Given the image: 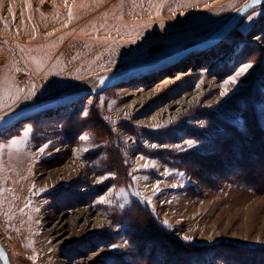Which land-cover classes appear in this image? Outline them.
Listing matches in <instances>:
<instances>
[{"label":"rangeland","instance_id":"obj_1","mask_svg":"<svg viewBox=\"0 0 264 264\" xmlns=\"http://www.w3.org/2000/svg\"><path fill=\"white\" fill-rule=\"evenodd\" d=\"M248 1L0 0L5 25L8 10L14 14L10 30L0 32V115L89 91L90 81L197 45ZM262 12L264 5L255 6L214 48L192 51L162 74L168 67L29 117L0 137L3 187H32L21 215H13L12 202L0 204V239L15 246V264H264V14L256 15ZM245 63L253 68L225 96L205 84L200 100L174 105L201 81L222 84ZM124 88L158 92L122 116L133 99ZM162 109L157 123L141 121ZM28 128L27 140L11 145ZM78 153L85 167L43 188ZM141 156L147 167L137 162ZM141 179L155 185L149 189ZM101 198L107 202L98 204ZM83 207L110 224L77 229L69 242H61L68 232L47 235ZM9 218L26 220L30 229L17 234L28 246L17 241Z\"/></svg>","mask_w":264,"mask_h":264},{"label":"bare ground","instance_id":"obj_2","mask_svg":"<svg viewBox=\"0 0 264 264\" xmlns=\"http://www.w3.org/2000/svg\"><path fill=\"white\" fill-rule=\"evenodd\" d=\"M240 9V8H239ZM238 9V10H239ZM9 12V20H8V24L5 25L4 24V21L3 19L0 17V28H2L3 30H0L1 31H6L8 32L12 26V23L14 22V14L12 11L8 10ZM232 18V17H231ZM230 20V19H229ZM257 37H254L252 41H256ZM259 39V38H257ZM254 44V43H253ZM214 46L216 45H212L211 48H214ZM208 48V47H207ZM244 50V49H243ZM210 52V51H209ZM249 52V51H248ZM226 55V54H224ZM239 56V55H238ZM225 57V56H223ZM243 57V56H242ZM237 58V57H236ZM228 65V64H227ZM168 67V66H167ZM172 67V66H171ZM264 68V67H263ZM170 69V67H168L166 70L164 71H161L160 73H164L166 71H168ZM232 69V68H231ZM262 69V68H261ZM158 71V70H157ZM264 71V70H263ZM167 83V82H166ZM205 84H211L212 87H215V88H218V89H221V84H219L218 82H216V80L213 78V79H209V80H203V83H200L198 85V87L195 89V90H192L191 92H188V94H186V96L182 97L181 99L177 100L174 102V105H177L179 108H181V106L183 105H189V104H192L198 100L201 99V97L203 96V94L206 92V91H203V88H204V85ZM167 85V84H166ZM101 84L99 83V81H90V84L87 86L89 89L91 90H96L98 87H100ZM125 90V93H127L128 95H131L133 96V99L131 102H129L127 104V106L125 107V111L124 113L122 114L123 115H126V116H131L132 113L134 112H137L138 110H140L139 108L144 104L146 103V101L150 100L151 98H153V96H155L154 94L158 91L154 90V89H151L149 91H146V92H143V93H140V94H137L135 91H133L131 88H124ZM263 92V91H262ZM259 93H257L258 95ZM254 96V95H252ZM256 96V95H255ZM261 97V96H260ZM257 99V98H255ZM253 100V99H252ZM249 103V102H248ZM252 103V102H251ZM254 103V102H253ZM252 103V104H253ZM255 105V104H254ZM251 106V104H250ZM124 108V107H123ZM249 108V106L247 107ZM246 108V109H247ZM240 109V108H239ZM242 109V108H241ZM255 109V108H254ZM168 111V108L166 109ZM165 109L159 111L158 114H155L154 116H148L147 118L141 120L142 122L144 121L145 123H157L158 121H160L161 119H163V116L165 114ZM243 110V109H242ZM245 110V109H244ZM250 110V108H249ZM256 110V109H255ZM240 111V110H239ZM258 111V109L256 110ZM245 112V111H244ZM249 112V111H248ZM255 112V111H254ZM11 113H14L11 112ZM47 113V112H46ZM44 112V114H46ZM54 113V112H53ZM56 113V112H55ZM247 113V112H245ZM258 113V112H257ZM241 114V113H240ZM243 114V113H242ZM260 114V112H259ZM258 114V116H259ZM43 115V114H42ZM245 115V114H243ZM251 118V117H250ZM260 118V117H259ZM28 120V119H27ZM248 120V119H246ZM251 120H253L254 122V117L253 119L251 118ZM264 120V119H263ZM258 121V120H257ZM141 122V123H142ZM245 122V121H244ZM124 123V122H123ZM247 123V122H246ZM262 123V122H261ZM244 124V123H243ZM253 124V123H252ZM249 125V124H247ZM250 126V125H249ZM254 126V124H253ZM247 127V126H245ZM259 128V127H258ZM249 130V129H248ZM256 131V130H255ZM259 131V130H257ZM262 131V130H261ZM252 132V131H251ZM243 133V132H242ZM255 133V132H254ZM262 133V132H261ZM246 135V134H244ZM251 135V134H250ZM262 135V134H261ZM239 137V136H238ZM258 137V136H257ZM251 138V137H250ZM254 138V136H253ZM259 138V137H258ZM249 140V139H248ZM258 140V139H257ZM216 141V140H215ZM218 141V140H217ZM261 141V140H260ZM220 143V142H219ZM251 142H249L250 144ZM262 143V141H261ZM213 144V143H212ZM248 144V145H249ZM217 145V144H216ZM261 146V145H260ZM242 147V146H241ZM247 147V146H246ZM251 147V146H250ZM255 147V146H254ZM252 149V148H251ZM241 151V150H240ZM250 151V150H249ZM253 151V150H251ZM257 151V150H256ZM146 153V152H145ZM240 153V152H239ZM255 153V152H254ZM148 154V153H147ZM235 154V153H234ZM253 154V153H252ZM256 155V154H255ZM81 153H78V154H75V157L74 159L72 160V162H70L69 164L66 163V165H64L63 167H61L60 169H58L57 171H54L53 173H50L49 176L47 177V179L42 183V186L43 188H46V185L48 184V181L49 180H52L53 182L55 183H59V182H63V181H67L69 179V177H71L72 175L76 174L77 172H79L80 170H82L84 167H85V164L81 162ZM246 156V155H245ZM249 156V155H248ZM263 157V156H262ZM250 158V157H249ZM260 158V157H259ZM258 159V158H257ZM262 158H260L261 160ZM239 160V159H238ZM83 161V160H82ZM246 161V160H245ZM253 161H254V156H253ZM259 161V159H258ZM263 161V160H262ZM137 162H140V163H146V159L144 160H141L140 157L138 158V161ZM149 162V161H148ZM244 162V161H243ZM252 162V160H251ZM149 163H152V162H149ZM155 163V162H153ZM168 163V162H167ZM241 163V162H240ZM255 163V162H253ZM252 163V164H253ZM156 164V163H155ZM243 164V163H242ZM250 164V163H249ZM258 164V162H257ZM261 164V163H260ZM157 165V164H156ZM253 166V165H252ZM251 166V167H252ZM241 167V166H240ZM244 167V166H243ZM258 167V166H257ZM261 167V166H260ZM248 170L250 169V167H247ZM253 168V167H252ZM246 169V168H245ZM257 169V168H256ZM255 169V171H256ZM259 169V168H258ZM251 170V169H250ZM152 171V170H151ZM260 171V170H259ZM42 172V171H41ZM246 172V171H245ZM254 172V171H253ZM153 173V172H152ZM251 173V172H249ZM255 173V172H254ZM257 173V172H256ZM151 174V172H150ZM248 174V173H247ZM252 174V173H251ZM261 175V174H260ZM154 176V175H153ZM245 176V175H244ZM255 176V175H254ZM252 175V177H254ZM263 176V175H262ZM256 177V176H255ZM112 178V177H111ZM250 178V177H249ZM259 178V177H258ZM258 178H252L254 179V181ZM263 178V177H261ZM246 179V178H245ZM247 180V179H246ZM250 180V179H249ZM256 180V181H257ZM263 180V179H261ZM258 182V181H257ZM260 182V181H259ZM141 183L143 185H145V187L151 189L154 185H155V182L154 181H148L146 182L145 180L141 179ZM254 183V182H253ZM261 183V182H260ZM256 184V183H255ZM261 185V184H260ZM263 186V184H262ZM264 188V186L262 187ZM5 191V190H4ZM15 192V191H14ZM9 194H13V191H10L8 193V196L11 197V195ZM1 195V194H0ZM0 202L6 207H9L10 206V202H11V199H0ZM45 206V205H43ZM47 207V206H46ZM69 218L64 221V219L62 218L54 227H52V229H49L47 230V235H51L52 234H57L58 236L61 234H63L64 232H68L69 235L67 236H64L62 239H61V242H69L71 239L74 240V238L76 237L77 235V231L79 232H85V231H88V232H93V231H96L98 228L102 227L103 225H109L110 224V219L107 218L106 215L102 214V213H96L94 208L92 207H83V208H80L76 211H73L69 216ZM68 225V226H67ZM114 230L116 232L120 231L119 228H117L116 226H114ZM122 233V231H121ZM0 241H2V243L4 244L5 248L7 249L9 255H10V259H11V263L12 264H15V255H16V248L15 246H12L9 243H6L2 238L0 239ZM36 244V243H35ZM120 245V247L123 246V243H120L118 244ZM134 245V244H133ZM155 245V244H154ZM151 246V245H149ZM139 248V247H138ZM137 248V249H138ZM151 248V247H150ZM157 248V247H156ZM161 249V248H160ZM106 249L103 248L102 251H105ZM155 250V249H154ZM159 250V249H158ZM137 251V250H136ZM157 251V250H156ZM152 252V251H151ZM154 253V252H153ZM94 255L96 254H93V258L95 257ZM153 255V254H152ZM156 255V254H155ZM157 255H158V252H157ZM160 256V255H159ZM164 256V255H163ZM151 257V256H150ZM157 258V257H156ZM153 257V259H156ZM149 260V259H148ZM157 260V259H156ZM155 261V260H154ZM154 263V262H153ZM152 263V264H153Z\"/></svg>","mask_w":264,"mask_h":264},{"label":"water","instance_id":"obj_3","mask_svg":"<svg viewBox=\"0 0 264 264\" xmlns=\"http://www.w3.org/2000/svg\"><path fill=\"white\" fill-rule=\"evenodd\" d=\"M260 5H264V0H261ZM254 7L255 6H253L252 0H249L216 33H214L213 35L208 37L205 41L197 45L186 47L185 49L179 52L167 55L156 61L142 64L137 67L129 68L127 70H123L121 72L108 75L107 77L103 78L105 80V84L101 85L96 90L80 91L79 93L76 94H68L59 99L48 100L42 103L39 102L38 104L23 108L19 111L14 112V113H19V117L13 123L14 124L19 123L29 117L35 116L37 114H42L47 110L55 109L61 106H65L67 104H72L83 97L92 96L95 93H99L103 90H106L120 83H125L128 82L129 80L137 79L139 77L148 75L152 72H155L159 69H162L164 67L176 63L177 61H179L181 58L185 57L192 51L200 50V49L203 50L204 48L210 47L214 45L215 42L220 41L223 37H225L242 20V18L245 17V15L249 11H251ZM0 260L2 264H12L10 255L7 249L5 248L4 244L2 243V241H0Z\"/></svg>","mask_w":264,"mask_h":264},{"label":"snow or ice","instance_id":"obj_4","mask_svg":"<svg viewBox=\"0 0 264 264\" xmlns=\"http://www.w3.org/2000/svg\"><path fill=\"white\" fill-rule=\"evenodd\" d=\"M252 2H253V6L261 4V0H252ZM260 14H264V12L258 13L256 15H260ZM254 18H255V16L253 14H248L247 17H246V19L249 22H251ZM252 68H253V64L252 63H245L242 66H240L238 68V70L233 75H231L230 77L226 78L222 82V84H221L222 91L219 93V95L223 97V96H225L228 93L230 87L234 89L238 85L239 82H242V81H238L237 78L247 74L249 72V70L252 69ZM99 83L101 85H104L105 84V80L101 79L99 81ZM201 83H203V81H201ZM18 91H21V90H18ZM34 95H35V90L32 89V90H30L28 92V94L25 97V99H28V97H31V96H34ZM18 117H19V113H8L6 111L4 112V114L0 115V137H3L6 132L10 131L11 127L14 126L13 122ZM31 132H32L31 128H28L27 130H24L23 133H22L23 139L12 138L10 140L11 145H17V144L23 143L24 140H27V138L29 137ZM17 135L19 136L20 134L18 133ZM79 139L81 141H88L89 140V136L88 135H81L79 137ZM187 144H188L189 147H192L194 142L192 140H188ZM47 147H48V145L45 144L43 147H41L39 149V151L41 153H43ZM151 147L152 148H156L157 145L152 144ZM84 151H88V149L85 148ZM140 159L144 160L145 158L143 156H141ZM147 166H148V164L145 163L144 167H147ZM156 187L158 188L159 186L157 185ZM137 195H139V194L137 193ZM106 202L107 201H106L105 198H101L100 200L97 201L98 204H105ZM120 207H123V205H120ZM163 223L165 224V226H168V222L167 221H164ZM183 239L185 241H189L191 238L188 237V236H183ZM118 247H120V245H116V244L111 245L112 249H116Z\"/></svg>","mask_w":264,"mask_h":264},{"label":"crops","instance_id":"obj_5","mask_svg":"<svg viewBox=\"0 0 264 264\" xmlns=\"http://www.w3.org/2000/svg\"><path fill=\"white\" fill-rule=\"evenodd\" d=\"M0 180H1V178H0ZM3 189L5 191L1 192ZM10 191H13V194H9V195H11V197L8 196V193ZM31 193H32V187H26L25 185H23L21 188V187H18L15 183H10V182L8 184H5V187H3V184L0 182V194H1L0 199H6V198L12 199L11 200L12 208L14 210L13 215L18 216L24 212V209L26 208L25 206L27 204L26 201L29 199V197H31ZM14 200H16V201L14 202ZM0 204H2V203L0 202ZM29 207H31V206H29ZM2 208L3 209L5 208L3 204H2ZM2 208H0V217H2L1 215H4L1 213ZM9 219H10L9 225L12 228L10 230H12V232H14L16 234L19 233L21 230L23 232V231H28V229H30V228L25 227L26 220L20 221L17 219V220L11 221L12 219L11 218H9ZM38 228H39L38 226L37 227L34 226L35 230ZM17 230H18V232H17ZM0 231H2L1 228H0ZM16 237L14 236V238H16L19 243H21L22 241H20V234H17ZM26 240H25V242H26ZM25 242H22V244L23 245L25 244V247H26L28 245ZM0 262H1V260H0ZM37 262L38 261H35V263H37Z\"/></svg>","mask_w":264,"mask_h":264},{"label":"trees","instance_id":"obj_6","mask_svg":"<svg viewBox=\"0 0 264 264\" xmlns=\"http://www.w3.org/2000/svg\"><path fill=\"white\" fill-rule=\"evenodd\" d=\"M262 124V123H261ZM259 125H260V123H259Z\"/></svg>","mask_w":264,"mask_h":264}]
</instances>
